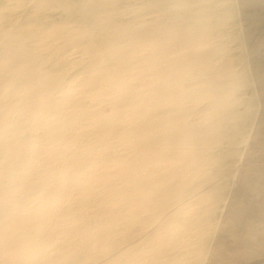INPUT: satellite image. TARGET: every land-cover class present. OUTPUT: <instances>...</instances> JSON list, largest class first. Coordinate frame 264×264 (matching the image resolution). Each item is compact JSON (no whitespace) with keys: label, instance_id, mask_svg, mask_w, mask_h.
<instances>
[{"label":"rangeland","instance_id":"obj_1","mask_svg":"<svg viewBox=\"0 0 264 264\" xmlns=\"http://www.w3.org/2000/svg\"><path fill=\"white\" fill-rule=\"evenodd\" d=\"M22 37L71 65L90 121L67 150L104 175L67 211L74 168L1 158L0 264H264V0H0V68ZM58 221L50 252L35 232Z\"/></svg>","mask_w":264,"mask_h":264},{"label":"bare ground","instance_id":"obj_2","mask_svg":"<svg viewBox=\"0 0 264 264\" xmlns=\"http://www.w3.org/2000/svg\"><path fill=\"white\" fill-rule=\"evenodd\" d=\"M22 38V50L17 56L18 62L3 69L0 68V160L2 158L9 161V157L14 159L18 152L27 160L33 159L38 167L44 168V172L48 171L49 174H55L61 169L74 168L73 173L63 177L60 181L61 184H65L62 198L63 206L66 205L64 210L68 211L77 200H83V203L93 201L97 194L96 189L100 186L95 183L90 186L88 184L95 181L98 175H104L100 169L91 167L92 155L80 157L77 153H69L67 150L75 133L76 135H87L82 127L86 121H90V118L85 116L81 102L71 94L66 95L63 92V90L67 92L72 90V86L61 81L60 73L62 71L60 69L65 66L68 69L71 65H65L63 62L64 66L56 57L43 54L30 42H26V37ZM6 55L8 54L6 53ZM99 120L103 121L101 118ZM27 131H34L35 134L28 135ZM96 133L98 136L104 135L103 130H98ZM14 144L18 145L15 150L12 149ZM48 146L53 149H48ZM45 154L49 155L51 163L45 162ZM111 155L114 159L118 157L119 153L113 152ZM58 160L59 162L56 163ZM1 165L0 163V169ZM105 174L107 176L109 172ZM20 178L25 184V181L32 176L26 177L25 174H22ZM1 180L9 183L11 178L9 175H4ZM45 184H39L41 190L44 189ZM62 210L63 207L57 208L53 212L60 214L63 212ZM106 217L108 216H105V219H107ZM53 224V228L48 232L45 231V234L40 233V227L36 229L39 232L35 230L37 238L42 242L41 246L43 245L50 252L62 246L61 234L66 235L73 231L68 228L69 226L65 228L59 221ZM51 254L37 257L29 264H52L56 261L55 258H51ZM120 254L115 260L120 261L121 264H147L143 259L136 261L135 258H131L132 254H125L123 249Z\"/></svg>","mask_w":264,"mask_h":264}]
</instances>
